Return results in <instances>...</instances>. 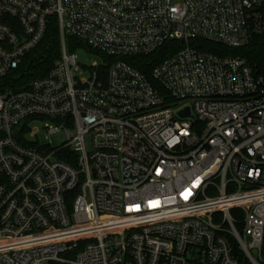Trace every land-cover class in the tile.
Instances as JSON below:
<instances>
[{
	"label": "built area",
	"instance_id": "built-area-1",
	"mask_svg": "<svg viewBox=\"0 0 264 264\" xmlns=\"http://www.w3.org/2000/svg\"><path fill=\"white\" fill-rule=\"evenodd\" d=\"M52 20L51 69L0 91V264H264V78L191 45H249L264 0H0V81Z\"/></svg>",
	"mask_w": 264,
	"mask_h": 264
},
{
	"label": "trees",
	"instance_id": "trees-1",
	"mask_svg": "<svg viewBox=\"0 0 264 264\" xmlns=\"http://www.w3.org/2000/svg\"><path fill=\"white\" fill-rule=\"evenodd\" d=\"M67 44L71 50L82 49L90 51L84 44L74 39H67ZM195 48L204 52L221 57H241L246 59L253 67L255 73L264 78V34L256 36L249 45L230 49L222 45L210 43L202 40H195L191 43ZM178 43L166 45L160 52L145 57H138L128 60L136 69L151 78L152 71L164 60L173 56L174 51L180 48ZM61 49V36L56 20H52L45 39L30 53L24 60L21 68L9 77L0 81V91L9 89H19L29 83L43 77L51 69L56 59L59 58Z\"/></svg>",
	"mask_w": 264,
	"mask_h": 264
},
{
	"label": "rangeland",
	"instance_id": "rangeland-1",
	"mask_svg": "<svg viewBox=\"0 0 264 264\" xmlns=\"http://www.w3.org/2000/svg\"><path fill=\"white\" fill-rule=\"evenodd\" d=\"M68 47H69V45H68ZM70 51L76 52V53L79 52V50H71V48H70ZM95 63L101 65L103 63V59L101 57H99V56L94 55V54L85 53L84 64L86 66H89L90 67V66L94 65ZM49 124L51 126H54V127L57 126V123L49 122ZM36 128L42 129V124H40V123H37V124L36 123H32L29 126V129H36ZM27 139H28L27 141L29 142V144L36 143V139L31 138L29 135H28ZM57 139H58V143L60 145L65 144L67 142V138H66L65 131L59 133L57 135Z\"/></svg>",
	"mask_w": 264,
	"mask_h": 264
},
{
	"label": "water",
	"instance_id": "water-1",
	"mask_svg": "<svg viewBox=\"0 0 264 264\" xmlns=\"http://www.w3.org/2000/svg\"><path fill=\"white\" fill-rule=\"evenodd\" d=\"M179 116H180L181 118H183V119H186V118H193V115L191 114V111H190L189 108L186 109V110H184V111H181V112L179 113Z\"/></svg>",
	"mask_w": 264,
	"mask_h": 264
}]
</instances>
